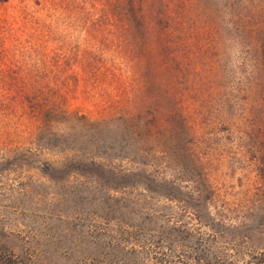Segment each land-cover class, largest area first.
Masks as SVG:
<instances>
[{
    "label": "rangeland",
    "instance_id": "1",
    "mask_svg": "<svg viewBox=\"0 0 264 264\" xmlns=\"http://www.w3.org/2000/svg\"><path fill=\"white\" fill-rule=\"evenodd\" d=\"M0 264H264V0H0Z\"/></svg>",
    "mask_w": 264,
    "mask_h": 264
}]
</instances>
